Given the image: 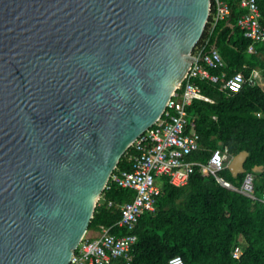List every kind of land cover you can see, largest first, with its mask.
<instances>
[{"label":"water","instance_id":"water-1","mask_svg":"<svg viewBox=\"0 0 264 264\" xmlns=\"http://www.w3.org/2000/svg\"><path fill=\"white\" fill-rule=\"evenodd\" d=\"M208 16L209 0H0V264H69Z\"/></svg>","mask_w":264,"mask_h":264},{"label":"trees","instance_id":"trees-1","mask_svg":"<svg viewBox=\"0 0 264 264\" xmlns=\"http://www.w3.org/2000/svg\"><path fill=\"white\" fill-rule=\"evenodd\" d=\"M256 2L264 28V0ZM229 8V15L217 22L210 34L209 22L206 24L195 48L207 40L203 53L216 49L225 63L221 70L227 78L241 73L245 84L238 93H230L222 90L224 79L216 85L195 81L212 103L196 100L186 107L188 126L194 128L202 148L188 160L205 164L217 149L229 157L246 151L245 173L233 178L225 168L218 177L239 188L245 174L251 173L255 200L222 188L200 166L193 168L182 187L172 186L167 177H158L160 193L155 211L138 220L131 262L116 260L112 264H168L175 257L184 264H264V91L248 83L253 70L264 79V42L255 44L254 52L248 53L250 41L237 25L243 10L235 0H229ZM134 154L128 148L116 169L131 171L129 157ZM107 186L109 189L102 192L104 201L96 205L87 231L103 225L111 234L124 235L126 230L117 226L119 207L132 200L134 192L110 182ZM108 202L112 206L108 207ZM236 246L242 252L239 259L232 256Z\"/></svg>","mask_w":264,"mask_h":264},{"label":"built area","instance_id":"built-area-1","mask_svg":"<svg viewBox=\"0 0 264 264\" xmlns=\"http://www.w3.org/2000/svg\"><path fill=\"white\" fill-rule=\"evenodd\" d=\"M243 14L237 20V25L243 36L250 41L247 52H254V45L264 42V28L260 25V11L256 0H235ZM230 13L229 0H209V34L215 24L224 20ZM207 40L197 48L194 47L191 56L195 61L183 82L174 90L161 117L148 128L130 146L134 155L129 157L132 163L131 171L115 169L108 182L123 189L134 192L132 200L119 207L120 220L118 227L126 230L124 235L110 233V228L99 225L95 230L96 235H88V231L80 240L70 259L69 264H112L121 260L130 263L132 260V248L137 241L134 234L139 218L145 213L155 211L156 198L160 193L156 185V178L167 177L174 187H182L187 184L195 166L204 168L213 176L219 186L234 191L240 195L255 200L253 195V175L246 173L239 188L222 181L218 174L225 169L229 156L220 150L212 151L205 164H199L188 160L193 153L201 150L198 135L188 128L186 107L193 101H212L201 93L200 87L195 81L216 85L220 80H225L222 90L230 93H238L245 84L241 73H235L227 78L225 67L219 52L212 49L203 53ZM211 70L218 71L212 74ZM261 74L253 70L248 79L249 84H257ZM108 184V183H107ZM104 190H108L109 186ZM103 190V192H104ZM104 201L101 194L96 205ZM264 203V196L261 200ZM107 206H112L111 202ZM242 252L239 247L232 251L234 259H239ZM168 264H184L179 257H175Z\"/></svg>","mask_w":264,"mask_h":264},{"label":"crops","instance_id":"crops-1","mask_svg":"<svg viewBox=\"0 0 264 264\" xmlns=\"http://www.w3.org/2000/svg\"><path fill=\"white\" fill-rule=\"evenodd\" d=\"M258 83H259V81H257V85H258ZM262 89V88H261ZM203 102V101H202ZM189 128V130H192V131H194L195 132V130H194V128L190 125V126H188ZM196 133V132H195ZM201 150H202V148H201ZM233 157V156H232ZM232 157H229V160L227 161V163H226V167L225 168H227V165H228V163L230 162V160H231V158ZM88 235H90V236H95L96 235V233H95V230L94 231H88Z\"/></svg>","mask_w":264,"mask_h":264},{"label":"rangeland","instance_id":"rangeland-1","mask_svg":"<svg viewBox=\"0 0 264 264\" xmlns=\"http://www.w3.org/2000/svg\"><path fill=\"white\" fill-rule=\"evenodd\" d=\"M263 86H262V85ZM258 86H260V88H262V90L264 91V79L263 78H260V81H259V83H258Z\"/></svg>","mask_w":264,"mask_h":264}]
</instances>
